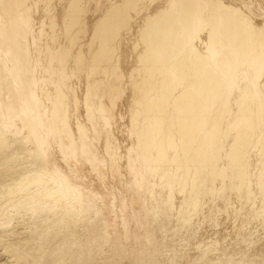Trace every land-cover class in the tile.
<instances>
[{
	"label": "bare ground",
	"instance_id": "6f19581e",
	"mask_svg": "<svg viewBox=\"0 0 264 264\" xmlns=\"http://www.w3.org/2000/svg\"><path fill=\"white\" fill-rule=\"evenodd\" d=\"M261 1H264V0H261ZM93 2H95V1L94 0H0V256L3 258V262L2 263L0 262V264H264V188L258 187V188H255L253 190L251 189L252 192L251 191L250 192L253 194H251V196H250L251 198H250L247 195L248 194L247 191H246L247 194L245 193L246 187H244L245 183L247 182L246 179L248 178V175H250L247 171L248 169L246 170V166L249 163L247 161L248 159L246 160V156H245V153H247L246 151H248L247 148L250 147L249 142L252 140V143L251 142L250 143L252 145L254 144L256 149H257V151H255V152L258 154V156L257 155H255V156L259 157L260 154H262V152L264 151L263 150L264 146H262V143L264 145V142H263V140H264V123L260 124L259 121L261 119L260 120L258 119V118H260L259 117L260 115H262V114L264 115V57L262 55V58H261V56H260L261 54H260L259 56H260L261 60L260 59L258 60L255 57H253L255 59H253V58L251 59L252 56L249 59L247 57V54L249 55L251 52L248 53L249 52V49L247 47L248 45H245V43L246 44L249 43V41L252 39V37L256 34V31L259 32V35H261V37L263 38L262 34H264V20L261 19L262 16L259 19H257L255 17L256 18L255 19L252 15L254 13L251 14V12H249L251 8H248V7H251V6L245 5L248 3V2L246 3V0L245 1L244 0H209V1L208 0H170L169 1V3H170L169 7L167 6L168 8H166V11L164 9V12H167V13L161 12L157 15L153 14L154 16H152V17H154L155 19L158 17V19H159V21H158L159 23L157 22L158 24H154V21L151 19L152 18L151 15H150V17H148V19H146V22L149 23L148 25L146 24L147 25L146 30H148L149 28H150V31L152 29L155 30L154 32H152L153 30L151 31L152 33H154V34H152L151 38L149 37V39H146L143 44L142 43L139 44V42H141L143 40L144 35H142V33H141V38H138L140 35H138V36L136 35V37L134 38V40H136V41H134V42L137 43V45H134V43H133V45L135 46L134 48H132V46H133L131 44L132 40H131V42H128L132 45L130 47V49L132 48L130 51L132 52V50H134L138 56L141 54V52H143V53H145V51L150 52L147 49H150V50L153 49L152 54H154L157 52V49L159 50V48H158L159 43H157L158 42L157 39L164 37L163 33H167V34H171L174 37L171 36L172 39L170 38L171 39V40L169 39L170 41H167V40L165 41V39H164V46L167 47L166 45L169 46V44H172V46L174 47V50L180 52V50L182 49V44L184 42L183 41L184 37H186V38L191 37V33L193 32L194 22L202 24L203 22L201 19H205L204 20L205 25L202 24V26H204V28L206 26H208V28L207 27L205 28L208 31L206 33L207 35L205 33L203 34L201 32L203 35L199 36V38H201L200 40H202L204 38L205 43H207V44L210 41L212 43L216 42V44H218V45L215 47L219 46V48H221V50H222V48H225V47L228 48V50H229L228 53H230V55H231V56H229V58L233 57L236 54L235 55L236 61H234L231 58L233 62L231 64L229 62L230 70H236L240 75L244 76L243 79H246V81L244 80L246 83L240 85L241 89L254 88V89H256L257 94H258V95L256 94L257 96L255 97V100L253 101V103H250L245 107L243 106V108L241 106L242 112H240L239 114H238V111L233 112L234 114H237L239 116V117L237 116V120H241V121L243 120L244 121L245 119H248V117L252 118V125H253L252 127L253 128H252V130L248 129L249 131L252 132V134H250L251 132L246 134L243 132L244 131L243 130L238 135L237 134L234 135V134H230L228 130H227L228 132L224 131V128L222 129L221 128L222 126H220V125H222L221 122L224 121V119H222V118L225 116V113L227 112V110L225 111V109H230L231 111L236 109V107H234L233 104H231L229 101L227 102L228 96H231L234 100L236 99L235 96L233 95L234 93L232 94V92L229 90V87H228V84H229L228 82H231L232 75H228L227 79L224 77V79L227 80L226 81L227 84L225 83L226 85L223 88L221 87L223 85L220 86L221 93L219 94V96L217 94V97L213 96L211 99L208 97L209 101L207 102L208 99H206L205 104L202 103V99H200V98H199L200 99L199 101H196L197 99H195V101L192 102V109H193L192 112H194V115L192 114L191 118L192 117L193 118L190 119V121H189L192 124L187 122L188 121L187 117H189L190 115L189 116L184 115L185 116L184 118L177 120V121H180L178 123L176 121H174V123L177 127L182 128L181 136L183 139V143H184V141H187V139H188V141L190 140L188 138V136H190L189 134L191 133V131H193L192 127H194V125L197 126L196 131L198 132V135L196 138L194 137L196 139V141L193 140V141H195V146H196V144L199 143L198 146L196 147L197 148L196 151L200 152L203 149L204 152L208 151L207 154L208 153L211 154V155H208L211 157V159L209 157H207L208 158L207 160H209L208 164H207V162L204 161L206 163V165H208V169H207V167L203 168L201 166L202 171H201V168L200 169L198 168V170H200L199 174L201 173L200 175H202V174L208 175L207 180L210 179V181L212 180L214 182V184H215L214 188L215 189H217V187H218L217 186L218 181L221 179H224V184H223L224 186L221 187L220 190L222 191V189H223L224 190L223 193H228V197H229V193H233L230 196L234 198V201L231 200L232 203L229 206L226 204L228 206L226 210L227 211L229 210L231 213L228 211L229 215H227V217L225 219H223L224 217L220 218V220L218 218V222H217L219 225V226L217 225L218 229H216L217 226L215 228V227H212V225L211 226L208 225L212 221H214V219H212V218L208 219V218L211 217L210 214L212 212L209 214V211H211V210L212 211L216 210V212L212 213L213 215H218V214L221 215L223 209H225V207H226V205L223 203L222 200L218 201V202L212 201V198H213V196H212L211 201L214 202L215 204L212 203L213 207L208 205V207L210 206L211 210H209L207 212V214L205 211V214L207 216H206V218L204 216V218L206 220H203L202 216L200 215L201 219L203 220L202 223H204L202 229H200L198 227V225L201 224V223L198 224L199 222H201L200 221L201 219H198V218H196L197 223L193 222L194 223L193 224L191 222L192 224H189V222L191 221L190 220L188 222V224H186L187 223L186 221L189 220L188 218L191 219V218H193V215L195 216L194 210H193L194 209L193 205H195V204H193L192 201L197 200V199L191 200L190 202H188V204H185L184 203L185 201H184L183 202L184 205L182 204V206L180 205L181 206L180 208H176L177 211H179L178 209H180V211H179L180 214L174 213V215L178 214V219L176 220V224H174L173 226L171 225L172 226L171 227L172 232L170 231V233L168 234L169 237L165 238L164 245L162 244L160 251L158 250L159 254L154 255V252L157 249L154 251V249H150L151 246L147 247V245H150V241H151L149 238L150 235L148 236V233L150 230L154 229L158 224L159 225L162 224V226L166 225L168 223V221H167L168 215L167 216L162 215L160 217L158 216L159 218H157V216L154 215L153 209L158 210L161 206L160 207L158 206V208H153L154 207V204L152 202L153 200L150 201L149 198H148L149 200H146L147 198L145 199L146 196L148 197V195H145V193L147 191L146 190H145L146 192L144 191V188H145L144 186L147 185V183H148V181H147V183L145 184L146 178L148 177V172L145 170V174L147 172L146 178L143 175L144 173L140 174V176H139V173L137 171L138 167L127 164V166L129 165V169L128 170H127V168H126V170L124 169V171H126L125 180H127L126 181L127 183H125L124 182L125 180L122 179L120 177V175H119L120 178L117 176L119 173L116 175V173H115V171H116L115 167L116 166L113 165V163H112L113 160L110 161L109 159H107L108 156H106L102 162L100 157H103L104 155L102 156L100 153L99 154L97 153L98 155H100L99 158L102 162V164L98 165L97 164L98 160L97 161L95 160L97 158L94 155L96 153V151H92V150L97 149V148H95L96 146L93 147L92 145H91L92 147H90V144H89V143L92 144V142H94L95 140L89 141L88 143H86V141L83 140L82 134L84 132L82 131L83 132L82 133L80 130V128L83 127L82 126L83 124H81V122H80L81 121L80 117L82 115H80V117L78 119L76 118L77 120H75V121L71 119L72 123H70L69 126L67 125L68 127L65 126L66 123H61L58 121V119L55 120L57 118V115H56L57 112L56 111H58L57 108H58L59 100L66 99V97L68 96L67 93H70V91L68 92L67 88H65L64 86H62V87L60 86L61 88L59 89L58 93H56L58 95V98H60V99L58 100L57 95L55 94L54 96H56L55 97L56 99L51 100V98H53L54 96L52 95L53 97L50 98L48 96L47 92L50 91V84L52 82H54V80H50V77L48 78L49 79L48 81L45 79L46 77L44 78L45 80H40L41 77L40 78L36 77V75L34 74V73H36V70L38 71V69H39V72L40 71H42V72L46 71L48 76H49V73H50V75L52 74L50 71L51 69H52V71H54L53 68H51V69L49 68L50 70L48 69L49 70L48 71L46 69V66H47L46 64L48 63L49 67H50V63L53 64L55 59H56L57 55L55 56V54H54L55 50H53V49L56 46V42H54V41L56 40L57 37L61 38V40H63L62 42H65L66 40H68L67 43H69V46L63 52L64 55L60 56V57H64V58L66 57V59H67V57H68L67 54L71 53L70 49H73L72 42L74 40H76L78 37H80L81 39H83V37H84L83 35L80 36L79 32L77 33L76 32L77 30H76L75 31L76 33L74 32L76 34V37L75 38L73 37V40L69 39V35L71 34V33L69 34V30L72 27L74 28L76 25H78V27L80 26L79 24H81V22L84 21L81 17H83V18H84V16L87 17L86 14L87 15L89 14V9L91 8V5ZM107 2H108V5L110 3V6L113 9L110 7L111 11H109L108 13L103 12L106 15L104 14V16H103L104 18H102V20L98 23V25H95V27H93V29H92L93 34L90 32L92 35V37L90 38V40L92 39L91 43H92V41H94L93 45L90 47V49H88L89 47L87 46L88 48L86 49V50H89L91 53H93V55L99 54L102 57V59H104V60H105V57L109 58V56H107L106 51H107V49L110 50V48L106 49L107 45L109 44V47H113L115 44V43L110 44L114 38V35L117 34L119 32V30H120L119 33H121L124 25L127 28V25H129V22L132 20V18H134V14H139V12H143V10H141V9L146 6V3H148L147 0H113V2H112V0H110V1L102 0V2H101L102 4L100 6H102V5L104 6V4H106ZM158 2H159V0H158ZM160 2H162V0H160ZM153 3L156 4L157 0H150L149 5H151ZM203 4L206 7L209 6L210 9H212V8L214 9L215 6H218L219 14L215 13L218 16L212 17L211 12L208 11V13L210 12V15L212 18H210V20L207 17H206L207 20H206V18H203L199 14L200 9L202 7L205 8ZM257 5H258V3H257ZM158 6H160V5H158ZM261 7H263V5H261ZM143 9L146 10L145 8H143ZM151 9H153V7H151ZM158 9H159V7H158ZM161 9H162V7H161ZM207 9H209V8H207ZM263 9H264V7H263ZM107 11H108V7H107ZM213 11H215V9ZM254 11H255V9H254ZM216 12H217V9H216ZM206 15H203V16H206ZM97 16H95V18ZM223 16L226 17V20L228 18V20H227L228 22L226 21L227 22L226 25L222 24L221 18ZM101 17L102 16H100V19H101ZM88 19L90 20L92 18L89 17ZM150 20H152L153 22ZM94 22H96V20ZM198 25H200V24H198ZM221 25H223V27L225 26L224 30L226 31L225 34H227L226 38H227V42L229 41V44L226 42H224V43H226L228 45L223 44V40L225 39V37L223 36V34L220 33L219 28L221 27ZM83 26H85V25L83 24ZM196 26H197V24H196ZM200 26H198V27H200ZM76 28H77V26H76ZM87 28H88V26H87ZM126 28H124V29H126ZM80 30H81V28H80ZM37 31L41 32V33L43 32L46 34L45 38L47 37V39H46L47 42H46V40L44 41V42H46V51H45V48H43V45L40 46L41 44L38 43V40H37L38 33H36ZM126 32H128V31H126ZM126 32H124L125 35L129 33V32L128 33H126ZM254 32H255V34H254ZM83 33H86V31ZM90 33L87 32L86 34L90 35ZM196 33H197V31H196ZM72 34L70 36H74ZM122 34H123V31H122ZM147 34H149V32ZM195 34H192V35L196 36ZM198 34H199V32H198ZM257 35H258V33L255 36L257 37ZM39 36L42 37L41 35H39ZM117 36L119 39L120 34H118ZM165 36H166V34H165ZM40 37L38 39H40ZM67 37H68V39L65 40V38H67ZM241 37H242V39H241ZM256 37H254V38L256 39ZM84 39L87 40V38H84ZM137 39H140V40H137ZM195 39L196 38H194V39L192 38L193 43L192 42L191 43L193 45H194ZM243 39H244L243 45L246 46V49L245 50L243 49L244 51H241V49H238L237 46L239 45L238 44L239 41L241 42L240 44H242ZM43 40H44V38H43ZM120 40L121 39H119V42H120ZM122 40L124 41V39H122ZM162 40H163V38H162ZM252 40L254 42V39H252ZM262 40L263 39H261L260 41H262ZM80 41H79V43H81ZM88 41H89V38H88ZM123 41L120 42L121 44L120 43H118V44L122 46V43H124ZM125 41H127L126 38H125ZM159 41L161 42V40H159ZM195 42H196V40H195ZM58 43H57V45L59 46ZM60 43H61V41H60ZM91 43H89V44L87 43V44L91 45ZM202 43H203L204 47L209 45V44L208 45L204 44V41ZM262 43H264V42L262 41ZM262 43L260 42V44H262ZM78 44H76V45L78 46ZM82 44L83 43H81V47H82ZM85 44L86 43H84V45ZM71 45H72V47H71ZM154 45H155V47H154ZM183 45H185V43ZM256 45L257 44L255 43V46ZM77 46H76V48H78ZM213 46H211V47L214 48ZM258 46L260 47V45H258ZM258 46H257V49L259 48ZM81 47H80V49H82ZM83 47H85V46H83ZM115 47H113V48L115 49ZM165 47H164V49H165ZM240 47L243 48V46H241V45H240ZM262 47H263V45H262ZM76 48H74V49H76ZM113 48L111 50H114ZM185 48H186V46H185ZM128 49H129V47H128ZM194 49L196 50V47ZM251 49H254V47ZM98 50L100 52H98ZM103 50H104L105 55H106V56L104 55L105 57L103 56L104 53L102 54ZM111 50H110V52H111ZM162 50H160V53L164 52V51L161 52ZM193 50H191V52ZM218 50H217V52H218ZM255 50H254V52H255ZM261 50H262V48H261ZM261 50H260V53H263L264 50H262V51ZM38 51H39V53H38ZM80 51H78V52H80ZM196 51L198 52V49ZM40 52L43 55L36 56V55L40 54ZM43 52H46V54ZM166 52H164V54H166ZM81 53H82V51H81ZM84 53H85V50H84ZM108 53H109V51H108ZM176 53L177 52H175V54ZM225 53H227V51H225ZM255 53H257V52H255ZM112 54H110V55L112 56ZM148 54H151V52ZM171 54H172V51H171ZM186 54H188V53L182 54V56L178 60H176L175 62L172 60L176 59V57L173 59L171 57V59H172L171 61L173 62V63L172 62L171 63L175 67L174 68L175 71H178L179 74H181L180 72L183 73V74H181V78L183 75V77L187 80V82H189V81L193 82L195 78H193L192 80H189V79H191L193 77V74H195L197 71H199V69L197 68L198 67L197 66L196 68L198 70L194 73V66H193L192 62L190 61L191 62L190 64H192V66H188L190 64L186 65ZM194 54H195V51H194ZM197 54H200V53H197ZM216 54L214 56H216ZM220 54H222V53H220ZM87 55H88V53H87ZM93 55H91L90 58H92ZM134 55H136V54H134ZM72 56H74V55H72V53H71V55H69L70 59L72 58ZM95 56H94V58H95ZM131 56H132V54H131ZM151 56H154V55H151ZM165 56H163V57H165ZM173 56H176V55H173ZM196 56L198 57L199 55H196ZM202 56H204V55H202ZM96 57L98 58L99 56H96ZM101 57H99V58H101ZM140 57H141V55H140ZM88 58L86 60H88ZM142 58H143V56H142ZM142 58H140V59L141 60L145 59V57H144V59H142ZM209 58H210V56H209ZM75 59H76V57L74 58V61L72 60L74 62V63L72 62L73 64H71V62H70L67 64V66L62 68L63 72L65 71L66 74L68 73V74L75 75V73H74L75 70L79 69V67L76 68L79 64H77V63L75 64ZM189 59H190V57H189ZM196 59L197 58H195V60L194 59L193 60L196 62ZM62 60L63 59H61V62H62ZM109 60H112V59H108L107 62H109ZM137 60L138 59L136 58L135 61H137ZM141 60H140V62L138 61L140 63V67H139L140 69L142 68L141 67V62H142ZM168 60H170V59H168ZM206 60L207 59H204V61H206ZM214 60H216V58ZM217 60L219 61V60H221V58L220 59L218 58ZM83 61H84V59H83ZM101 61H103V60H101ZM113 61H114V59H113ZM161 61H162V59H161ZM208 61H210V59ZM145 62L146 61H144V64H145ZM91 63H93V62H91ZM106 63L105 64L103 63V64L106 66ZM159 63H160V61H159ZM167 63H168V61H167ZM204 63L205 62H203V64ZM214 63H216V62H214ZM93 64H91L90 65L91 67H89L91 70H93L92 69V67L94 66ZM103 64H102V66H99V67H98V64L96 66H94V69L96 71L94 70L91 73H89L90 78L88 76V79H86L87 84H88V82L92 83V85L91 84L90 85L93 87L94 90L91 89V91H95V92H90V93L93 94V95H91L93 97L94 96L97 97L100 92L102 94L104 92L102 90L101 82H98V80L102 81L104 78H102L103 77L102 74L100 75L102 80L100 79L99 75H96V72L97 73L98 72L103 73V71H107L108 67L107 68L104 67V69H102ZM42 65H44V66L42 67ZM84 65H82V66H84ZM213 65H215V64H213ZM216 65H215V67H217ZM227 65H228V62H227ZM227 65H226V67H227ZM80 66H81V61H80ZM107 66H110V65L107 64ZM142 66H144V65H142ZM170 66L171 65H169V67ZM199 66H200L199 68L201 70V65H199ZM205 66H206V64H205ZM205 66L203 67L204 69H205ZM112 67L113 66L111 65V68ZM164 67L166 68V66H164ZM218 67H219V64H218ZM224 67H225V65H224ZM121 69H122V67H121ZM142 69L144 70V67ZM166 69H164V71ZM169 69H167V70H169ZM207 69H209V68H207ZM207 69H206V71H207ZM218 69L220 70V68H218ZM143 70H141V71H143ZM219 70H216V71L219 72ZM224 70H226V69H224ZM141 71H139L138 73L143 74L144 72H141ZM164 71L163 72L161 71V73L164 74ZM208 71H210V70H208ZM221 71L223 72V70H221ZM79 72H80V70L78 71V73ZM210 72H211V74H213L212 70ZM227 72H224V73H227ZM100 73H98V74H100ZM138 73H137V75H138ZM202 73H204V72L202 71ZM40 74L42 76V73H40ZM86 74H88V73L86 72ZM86 74L84 77H86ZM103 74H105V73H103ZM109 74L110 73H108V75ZM120 74H121V72H120ZM167 74H169V73L167 72ZM176 74H177V72H176ZM206 74H207V72H206ZM227 74H230V73H227ZM161 75H159V77ZM169 75H168V78H169ZM198 75H200V72L198 73ZM38 76H39V73H38ZM54 76H55V74H54ZM67 76H69V75H67ZM98 76H99V78H98ZM123 76H125V75L123 74ZM164 76H166V75H164ZM200 76H202V78H200V79L198 78L199 81L201 79H202L201 82L204 81L203 75H200ZM200 76H198V77H200ZM84 77L82 79H79V80L77 78V80L75 79L76 82H74L73 84L71 83L73 85L74 90L76 87L77 88L82 87L81 90L78 88V90H75L76 92H74V94L77 92H81V94H80L81 97L78 98V100L79 99L83 100L86 95L90 94V93L87 94V92H86V91H88L87 89L92 88L90 85L87 86V84L85 82H84V84H82V82L85 79ZM178 77H180V75ZM206 77L207 76H205V78ZM258 77H260V79L256 82L255 79ZM74 78L75 77H72L70 81H73L72 79H74ZM124 78H126V77H124ZM162 78L163 77H161L160 80H162ZM168 78H167V80H168ZM126 79H123V80H125V82H126L127 81ZM183 79H181L182 82H183ZM224 79H222V80H224ZM229 79H230V81H229ZM243 79H242V82H244ZM80 80H82V81H80ZM209 80H210V78H209ZM170 81L171 80L169 79L168 83H170ZM199 81L197 80V82H195V83H197L195 85L198 88V91L201 89L206 90V87H207L206 85H208L206 82V79L204 81V82H206V84L204 82H202L203 86L199 85L200 84ZM77 82H80L81 84L77 83ZM160 82H162V81H160ZM198 82H199V84H198ZM76 83H77V85L75 86ZM172 84L174 85L175 83H172ZM184 84H185V82H184ZM64 85H65V83H64ZM68 85H70V84H68ZM85 86H87V87L85 88ZM70 87H72V86H70ZM134 87H136V86H134ZM168 87H169V85H168ZM168 87H167V90H168ZM170 87L172 88V86H170ZM68 88H69V86H68ZM84 88H85V90H84ZM220 88H217V89H220ZM103 89H105V88H103ZM217 89H215V90H217ZM72 92H73V90L71 89V93ZM204 92H207V90ZM252 92H253V90H252ZM44 93L46 94V97H45ZM71 93H70V95H71ZM95 93H96V95H95ZM199 93H200V91H199ZM167 94H169V96H170L171 93L167 92ZM204 94H206V93H204ZM128 95H129V93H128ZM72 96H73V93H72ZM91 96H90V99L93 102L94 98ZM147 96H148V94H147ZM194 96H195V94H194ZM130 97L131 96H129L128 98H130ZM170 97H173V96H170ZM67 98H70V97L68 96ZM131 98L133 99V97H131ZM164 98H165V96H164ZM167 98H166V100H167ZM185 98H187V97H185ZM74 99H76V98L74 97ZM74 99H72V100H74ZM47 100L50 102L47 103ZM68 101L71 102V100H67V102ZM131 101H133V100H131ZM140 101H141V99H140ZM78 102H80V101H78ZM181 102H179V103H181ZM72 103H74V102H72ZM75 103H77V102H75ZM179 103H177V104H179ZM143 104H145V103H143V101H142L141 105L140 104L139 105L143 106ZM245 104H246V102H245ZM49 105H50V107H49ZM163 105H165V104H163ZM181 105H183V102ZM181 105L179 104L180 107H183ZM235 105H238V102ZM129 106H130V103H129ZM174 106H176V105H174ZM174 106L172 107L173 108L172 111L177 109ZM184 106H185V103H184ZM189 106L191 107V105H189ZM61 107H62V105H61ZM237 107H240V106H237ZM134 108H139V107H138V105L137 106L135 105ZM165 108L166 107H164L163 109H165ZM78 109H80V108H78ZM143 109H144V107H143ZM143 109H141V110H143ZM145 109H146V107H145ZM161 109H162V106H161ZM161 109L159 108V110H161ZM184 109H186V108L184 107ZM189 110H191V109L189 108ZM102 111L100 113H102ZM106 111H103V113ZM138 111H139V109H138ZM164 111L167 112L166 109ZM207 111L212 112V114H214V115L210 114V116H207V115H209V113ZM136 112H137V110H136ZM205 113H206V115H205ZM221 113L223 114L222 118H220ZM228 113L229 112H227V114ZM233 113H231V114H233ZM187 114H189V113H187ZM103 115H105V114H103ZM148 115H149V113H148ZM163 115L165 116V114H163ZM61 116L63 117L62 114H61ZM141 116H142V114L140 115V119H141ZM229 116H230V114H229ZM135 117H136V115H135ZM235 117H236V115H235ZM87 118H88V115H87ZM149 118H150V116H149ZM169 118H170V115H169ZM227 118L228 117L225 118L226 121H227ZM94 119L96 120V118H94ZM140 119H138V121H140ZM95 120H94V122L96 123L97 126L95 124H93V125L96 126L95 128H98V130L102 131L104 133V136L105 135L108 136L110 134L109 132L106 133V131L110 130V132H112L111 124H109V125L107 124L108 122L106 121L105 116H102L101 120L97 119L98 120V121L96 120L97 122ZM164 120H166V117ZM234 120H236V118ZM249 120H251V119H249ZM56 121H58V122L56 123ZM121 121H120V123H121ZM206 121H208L209 124H211L209 129L207 128L208 122L206 123ZM116 123H118V122H116ZM164 123L166 124L167 121H165ZM229 123H231V122L229 121ZM233 123H234V121H233ZM237 123H238V121H237ZM155 124H154V127H155ZM120 125L119 126L117 125V127H115V128H117V131L116 130L115 131L118 134H116V132H112V133H114V135L111 133L113 136L110 137L109 140H105V139L102 140L99 136L100 133H98L99 137L97 135L96 136L103 141L101 144L102 145L105 144L108 147L110 152L116 151V153H117V151L119 152L121 150L120 151V154H121V152H122L121 147L125 148L127 144L129 145V142H128V140H130L129 138H135L136 137V140H137V139H139L137 137H140L139 135L143 136V134H141V132H140V125L141 124H139V128H137L138 124H132V125L129 124V126L127 125V127H124V128L123 127L121 128ZM166 125L168 127V124H166ZM232 125L233 124H230L231 127H232ZM234 125H235V123H234ZM114 126H115V123H114ZM130 126H134V129H131ZM226 126H228V125H226ZM88 128H89V125H88ZM157 128H158V126H157ZM83 129H86V128L83 127ZM225 129H227V128H225ZM165 130H167V129H165ZM217 130H220V131H217ZM96 131H97V129H96ZM100 131H98V132H100ZM161 131L162 130H160V132ZM222 131L226 132L227 134L223 135ZM85 133H87V132H85ZM93 133L96 134L97 132L96 133L93 132ZM165 133L167 134V132H165ZM169 133H170V131H169ZM179 133H180V131L177 132L176 135H178ZM192 133H194V132H192ZM195 133L191 134V136L192 135L194 136ZM87 134H89V133H87ZM90 135H92V134L90 133ZM221 135H223L224 142L230 144L229 149L227 148L228 150H226V149L224 150L225 147L220 146V144L222 145V143L218 144V142L222 141V140H219V138L223 139V138H221L222 137ZM239 135H240V137L236 138ZM94 137H95V135H94ZM147 137L149 138V136H147ZM90 138H91V136H90ZM90 138L88 140H90ZM164 138H165V135H164ZM172 138H174V136ZM197 138H199V140ZM234 138H236V139H234ZM93 139H95V138H93ZM122 139H125V140L128 139L127 140L128 143L126 142L127 143L126 144L125 142L122 141ZM150 139L151 138H149V140ZM177 139H178V137H177ZM170 140H172V139H170ZM84 141H85V143H84ZM118 141L121 142L122 146L119 145L120 142L117 143ZM188 141H187V143H188ZM122 142L125 144H122ZM140 142L141 141H139V143ZM159 142H160V140H159ZM171 143H172V141L170 142V145H171ZM190 143H191V146L190 147L188 146V147L193 148L194 146H192V142H190ZM213 144H214V146H213ZM97 145H99V144L97 143ZM147 145L149 146L148 143H147ZM157 145H159V144H157ZM187 145H189V144H187ZM223 145H224V143H223ZM142 146H144V144ZM142 146H140V149L143 148ZM99 147H102V146H99ZM131 147H132V144H131ZM188 147H185V148H188ZM103 148H104V146H103ZM126 148H128V150L130 151L128 146ZM168 149H170V148H168ZM175 149H176V147H175ZM252 149L255 150L254 148H252ZM133 150L130 151V153L131 152L134 153ZM149 150L147 149V151H149ZM160 150H162V149H160ZM222 150H223V152H222ZM253 150H251V151H253ZM260 150H263V151L260 152ZM138 151L136 150V152H138ZM124 152H126V151H124ZM145 152H146V150H145ZM145 152H144V154H145ZM170 152H172V151H170ZM188 152H191V151H188ZM188 152H187V156L189 155ZM107 153H106V155H107ZM127 153L128 152H126V154ZM130 153H128V155H126V156L128 157L130 155ZM141 153H143V151ZM202 153L203 152H200V154L202 156L199 155V153H198V155L200 156V158L202 157L203 159H205L206 154L203 155ZM249 153H250V151H249ZM97 154H96V156H97ZM120 154H119V156H120ZM134 154H132V155H134ZM138 154H140V153H138ZM138 154L136 153V156ZM170 154H172V153H170ZM176 154H177V152H176ZM195 154L196 153H194L193 155L192 154H190V155L195 156ZM251 154H252V152H251ZM113 155L111 156L112 159H114ZM119 156H115L116 157L115 161H116L117 157H119ZM121 156L124 157L125 155L121 154ZM126 156H125V158H126ZM141 156H142V154H141ZM203 156H205V158ZM222 156H224L226 158L225 162H224L226 165L219 167V165H221V163H219V162H221L220 159L222 158ZM243 156L245 157V160L242 159V158H244ZM250 156L251 155H249V157ZM131 157H129V159H131ZM173 157H175V154H174V156H172V158ZM184 157H185V155H184ZM212 157H213V159H215V162H213V163L210 162L212 160ZM133 158L134 159H131L132 161L136 160V162L139 163V161H137L138 158L136 159L135 155ZM179 158H181V157H179ZM195 158H196V156H195ZM129 159H127V162ZM144 159H145V157H142V160H144ZM253 159H256V157ZM142 160H140V161L142 162ZM171 160H173V159H171ZM174 160H175V158H174ZM242 160H244V161L242 162ZM147 161L148 160H146V163L143 162V165L148 164L149 162H147ZM176 161H177V159H176ZM194 161H192V159H191V163L189 162L190 163L189 165L191 166V164H193L192 162H194ZM199 161L198 162L201 163V159ZM257 161H258V159H257ZM259 161H260V159H259ZM124 162H125V160H124ZM202 162H203V160H202ZM241 162H242V166L244 164L246 165L245 168H242L240 166ZM176 163H175V165L179 164V163H177V164ZM210 163H212V164L210 165ZM255 163L258 166H259V164H262V162L259 164L257 162H255ZM120 164L118 163V166L122 165V164L121 165ZM141 164L142 163L138 164L139 167ZM151 165L149 164L148 171H149ZM196 165L199 166L200 164H196ZM252 165H253V163H252ZM186 167L187 166H185L184 168H186ZM218 167L221 169L223 168V170L226 169V171L224 172V175H221L223 170L221 172V169L218 170ZM240 167H241V169H239ZM262 167H263V165H262ZM122 168H123V166H122ZM142 169H140V170H142ZM144 169H147L146 166ZM153 169L155 170V168H153ZM189 169L187 170V172L189 171ZM250 169H251V167H250ZM256 169H257V167H256ZM154 170H152V171H154ZM257 171H255V172H257ZM263 171H264V168L262 169V172L260 170V172L263 174V176H261L260 179H264ZM181 172H185V171L182 170ZM188 173H190V172H188ZM261 173H258V174L261 175ZM107 174H108V176L106 178H108L109 176L111 177L110 181L108 180L109 183H107V182L105 183L104 181H102V179H104V177ZM123 174H121V175H123ZM170 174L171 173L169 172V175ZM191 174L193 175L192 172H191ZM124 175H123V177H124ZM150 175H151V173H150ZM178 175H179V173H178ZM101 176L103 178H101ZM196 176H197V173H196ZM132 177L134 179H136L134 181V184L136 183V187L138 186V188H139L138 191L137 190L134 191L136 187L133 188L134 190L131 188L133 183L131 184V187L129 186L133 191L127 187L128 180L133 179ZM170 177L172 178V176H170ZM181 177H182V175H181ZM204 177L206 178V176H204ZM249 177L251 178V176H249ZM257 177L255 175L254 178L256 179ZM193 178H196V177H193ZM193 178H191V179L194 180V182L198 181V179H200L199 182L201 181V178L197 177L196 178L197 180H195ZM188 179L190 180V176ZM203 179H202V181H203ZM151 180H152V178H151ZM183 180H182V182H184ZM205 180L206 179H204V181ZM258 180H259V178H258ZM102 182H104V183L102 184ZM186 182L189 183L187 180H186ZM176 183H178V182H176ZM187 183H186V185H187ZM207 183H209V181ZM210 183H212V182H210ZM260 183H259V185H260ZM262 183H264V180ZM150 184L148 185L149 187H150ZM180 184H181V182H180ZM204 184L206 186V183H204ZM155 185H156V183H155ZM247 185H250V183ZM163 186H164V184H163ZM177 186H179V184H177L176 187ZM180 186H179V188H180ZM192 186L193 185L191 184L190 187H192ZM221 186H222V184H221ZM190 187H188V188H190ZM186 188H187V186H186ZM212 188H213V186L211 187V189ZM242 188H245V190H243ZM248 188H251V187L248 186ZM146 189H148V188H146ZM152 189H154V188H152ZM167 189H168V187L165 190H167ZM182 189H185V187ZM197 189H198V187H197ZM211 189H209V193L213 191ZM215 189H214V191H215ZM150 190H151V188H150ZM178 190L179 189L177 188V191ZM200 190H201V188H200ZM217 190L219 191V189H217ZM196 191L197 190H195V192ZM202 191H203V189H202ZM221 191H219V192H221ZM156 192H157V190H156ZM156 192H154V193L156 194ZM187 192H188V190H187ZM191 192H192V189H191ZM195 192H193V193H195ZM219 192H217V194ZM248 192H249V190H248ZM150 193H152V192H150ZM197 193H198V191H197ZM165 194H166V192L163 193V197L165 196ZM167 194H169V193H167ZM172 194L170 193L169 196H171ZM188 194H190V192ZM207 194H206V196H207ZM211 194L212 193H210V195ZM217 194H215V195L218 196ZM184 195H186V194H184ZM195 195H196V193H195ZM204 195H205L204 193L203 194L200 193L199 199H201V198L204 199ZM157 196H156V198H157ZM169 196L167 198L169 200H171V198H169ZM226 196H227V194H226ZM160 197H161V195L159 196V199H161ZM184 197H186V196H184ZM191 197H192V195H191ZM220 197H221V195L218 197L217 200H219ZM193 198H194V196H193ZM225 198H224V201H225ZM185 200H187V199H185ZM207 200H208V198H207ZM228 200L226 199V201H228ZM208 201H210V198ZM170 203L172 204V201ZM194 203H195V201H194ZM197 203H199V202H197ZM204 203H206V201H204ZM208 204H210V203H208ZM201 205H198V207L200 206V208H201ZM186 206H188V207L185 208ZM191 206H193V207H191ZM202 206L206 207L207 204H206V206L205 205H202ZM190 207H191V209H190ZM112 208H113V210L111 211ZM173 208L171 207L170 209L172 210ZM182 208H185V210ZM207 208H205V209H207ZM170 209H169V212H170ZM173 211H175V210H173ZM173 211H172V214H173ZM199 211H200V209H199ZM202 211H203V209H202ZM111 212H113V213L117 212L118 213V214L117 213L116 214L119 217V219H118V221H120L119 223H117L118 221L114 220V218L112 217L113 215H111L113 213H111ZM155 212H157V211H155ZM226 212H223V213L228 214ZM184 213L187 215H184ZM158 214L159 213H157V215ZM169 214H171V212ZM174 215H172V216H174ZM115 216L116 215H114V217ZM200 216H199V218H200ZM213 217L215 218V216H213ZM185 218H187L186 221H185ZM260 218H262V223L257 225L256 221L258 219L260 220ZM156 219H158V220H156ZM178 220L184 221L185 223L179 222ZM216 220H217V218H216ZM206 223H208V224H206ZM246 226H247V228L245 229ZM165 227H163V229ZM167 229H165L166 231H163V232L168 233ZM161 232H162V230H161ZM226 233H227V236L229 235L227 239H225V237H224L226 235ZM222 234L223 235L225 234L223 236L224 237L223 239L221 237ZM79 236L82 237L81 241L76 240L77 237H79ZM210 236H213L216 239L218 237L219 238L218 240H220V242H218V244L216 245V246H218L216 249H213L212 241H211V239H208V237H210ZM160 237H162V236H160ZM216 239H214V240H216ZM157 240H158V238H157ZM151 244H152V242H151ZM157 244H159V243H157ZM159 246H160V244H159ZM184 247H185V249H184ZM151 251H154V252L152 253Z\"/></svg>",
	"mask_w": 264,
	"mask_h": 264
},
{
	"label": "rangeland",
	"instance_id": "374dc122",
	"mask_svg": "<svg viewBox=\"0 0 264 264\" xmlns=\"http://www.w3.org/2000/svg\"><path fill=\"white\" fill-rule=\"evenodd\" d=\"M95 2H93L92 3V5H91V8L89 9V14L87 15L86 14V16L87 17H85L84 16V18L83 17H81L80 19L83 21V22H81V24H79L80 26L78 27V25H76L77 26V28H76V26L73 28H71L70 30L72 31H70L69 30V34L71 33H73L72 35H74V36H70L69 35V39H72L73 40V37L75 38L76 37V32L78 33L79 32V34H80V36H84L83 37V39H81L80 37H78L76 40H74L73 42H72V44H73V49H70V52L72 53V55H74V56H72V58L70 59V57H69V55H71V53H69V54H67L68 55V57H67V59H66V57L64 58V57H60V56H62V55H64L63 54V52L65 51V49L69 46V43H67L68 42V40H66V39H68V37L67 38H65V42H62L63 40H61V38H59V37H57L56 38V40L54 41V42H56V48L54 47V49L53 50H55V56H56V59H55V61H54V63L53 64H51L50 63V67H49V64L47 63L46 65V69L48 70L49 68L51 69V68H53V70L55 71H52V69L50 70L51 71V75H50V73H49V76L47 75V73H46V71H40L39 72V69H38V71L36 70V73H34L35 75H36V77H41L40 78V80H49L48 78L50 77V80H54V82H52L51 84H50V91H48L47 92V94H48V96L51 98V97H53L56 93H58V91H59V89L62 87V86H64L65 88H67L68 89V92L70 91V93H71V89L73 90V96H72V93H71V95H70V93H67L68 94V96L71 98H67L66 97V99L67 100H71V102L70 101H68L67 102V100L66 99H62V100H59L60 98H58V95H57V98H58V100H59V103H58V108H57V110L58 111H56L57 113H56V115H57V118L55 119V120H57L58 119V121L59 122H61V123H66L65 124V126L66 127H68L69 126V124L70 123H72V121H71V119L72 120H77L79 117H80V115H82L80 118V122H81V124H83L82 126L84 127V128H86V129H83V127H81L80 128V130H81V132L83 133L82 134V136H83V140H85L86 141V143H88L89 141H94V142H92V144L91 143H89L90 144V147H95V148H97V149H94V150H92V151H96V153L94 154L95 155V157L97 158V159H95L96 161H97V164L98 165H100V164H102V162H103V160L105 159V157L106 156H108L107 157V159H109L110 161H112V163H113V165L114 166H116L115 168H116V171H115V173H116V175L119 177V175H120V177L122 178V179H124L125 180V177H126V171H124V169L126 170V168H127V170L129 169V165L127 166V164H130V165H132V166H137L138 167V169L140 168V169H142L143 167L145 168V166H146V168L147 169H142V170H138L137 169V171H138V173H139V176H140V174H143L144 176H145V178L147 177V172H148V177L146 178V181H145V184L147 183V181H148V183L150 184V187L148 186L149 184L147 183V185H145L144 187V191L146 192L145 193V195H148V197L146 196L145 197V199L146 200H149L150 199V201H152L153 202V204H154V207L153 208H158V206L161 208H159L158 210L160 211H158L157 209L155 210V209H153V212H154V215L155 216H157V218H159L160 216H162V215H165V216H167L168 215V219H167V221H168V223L166 224V225H163L162 226V224L161 225H157L154 229H152V230H150L149 231V233H148V236H149V238H150V245H147V247L149 246H151L150 247V249H154V251H151L152 253L154 252V255H157V254H159V251H160V249H161V245L163 244L164 245V240H165V238H167V237H169V233H170V231L172 232V226L174 225V224H176V220L178 219V214H180V209H178L179 211H177V209L176 208H180L181 206H182V204H183V202L185 203V204H188V202H190L191 200H193V199H197V200H193L192 202H193V204H195V205H193L194 206V214H195V216L193 215V218H188L189 220H187L186 221V219L187 218H185V221L187 222L186 224H188V222H189V224H192L193 222L195 223H197V220H196V218H198V219H201V216H202V219L203 220H206L205 218H206V214H207V212L209 211V210H211V208H210V206L211 207H213V204L212 203H214V202H212V201H223V203L226 205H231V203H232V201H234V198L233 197H231L230 195H232L233 193H229V197H228V193H223V189H222V191L220 190L221 189V187H223L224 185V179H221V180H219L218 181V184H217V189H219V191H221V192H219L217 189H215L214 188V182L211 180L210 181V179H208L207 180V176L208 175H204V174H202V175H200L199 174V172H200V170H198V168L200 169L201 168V171H202V167L203 168H206L207 167V169H208V165H206V163L205 162H207V164H208V161L209 160H207L208 158L207 157H209L210 159H211V157L210 156H208V155H211L210 153H208L207 154V152L208 151H206V152H204L203 151V149H202V151H200V152H203L202 154L203 155H205L206 156V158H205V156H203L205 159H203L202 157L200 158V156L199 155H201L200 154V152H197L196 151V147L198 146V144H196V146H195V141H196V137H197V135H198V132L196 131L197 130V126L196 125H194V127H192V130L193 131H191V133L189 134L190 136H188V138L191 140H189L190 142H192V146H194L192 149L191 148H189L190 146H191V143L188 141V139H187V141H188V143H187V141H184V143H183V139H182V136H181V132H182V128H179V127H177L176 125H175V123H174V121H176L177 123L178 122H180V121H177L178 119H181V118H184L185 116L184 115H187V116H189V117H187V119H188V123H190L189 121H190V119H192L191 118V116H192V114L194 115V112H192L193 111V109H192V102L193 101H195V99H197L196 101H199L200 99H202V103H206V99H208V97L211 99L213 96L214 97H217V94H218V96H219V94L221 93V88H220V86L221 85H223V86H221L222 88L227 84L226 83V81L227 80H225L224 79V77L227 79L228 78V75H232V79H231V82H228L229 84H228V87H229V90L232 92V94L235 96V100L231 97V96H228V99H227V102L229 101L231 104H233L234 105V107H236V109L235 110H233V111H231L230 109H225V111L227 110V112H229L228 114H227V112L225 113V116L222 118V116H223V114L221 113V115H220V118H222V119H224V121L223 122H221L222 123V125H220V126H222L221 128L223 129L224 128V131H229V133L230 134H234V135H238L240 132H242L243 130V132L244 133H250L251 131H249L248 129H250V130H252V118L251 117H248V119H245L244 121L242 120H237V114H234L233 112H236V111H238V114L240 113V112H242V109H241V106H242V108H243V106L245 107V106H247L248 104H250V103H253V101L255 100V97L258 95L257 94V91H256V89H254V88H248V89H241V87H240V85H242V84H244V83H246L245 81H246V79H243L244 78V76L243 75H240L236 70H230V67H229V65L233 62L232 61V59L234 60V61H236V59H235V55L233 56V57H230L229 58V56H231L230 55V53H228V48H222V50H221V48H219V46L218 47H215V46H217L218 44H216V42H214V43H212L211 41V43L210 42H208V44L207 43H205V40H204V38L202 39L203 41H204V44H206V45H208V46H205L204 47V45H203V41L202 40H200L201 38H199V36H201V35H203L204 33L206 34L207 33V29H205L206 27L208 28V26H206L205 28H204V26H202V24H204V20L205 19H201L202 20V24L201 23H195L194 22V27H193V32L191 33V37H188V38H186V37H184V39H183V44L185 43V45H183L182 44V49L180 50V52H178V51H176V50H174V47L172 46V44H169V46L168 45H166L167 47H165L164 46V39H165V41L167 40V41H170L171 39H172V37H174V36H172L171 34H167V33H163V35H164V37H161V38H159V39H157L158 40V42L157 43H159L158 44V48H159V50L157 49V52L156 53H154V54H152L153 53V49L152 50H150V49H147V50H149L150 52H151V54H148V53H150V52H148V51H145V53H143V52H141V57H140V55L138 56L137 55V53L134 51V50H132V52L130 51L132 48H134L135 46L134 45H137V43H135L134 41H136V40H134V38L136 37V35L138 36V35H140L138 38H141V33H142V35H144V38H143V42L141 41V42H139V44H143L144 43V41L146 40V39H149V37L151 38V36H152V34H154V33H152V32H154L155 30H151L150 31V28L148 29V30H146V28H147V25L149 24V23H147L146 22V19H148V17H150V15H151V17L152 16H154V15H157V14H159V13H161V12H164V9H165V11H166V8H168L169 7V1L168 0H162V2H160V0H159V2H158V0H157V3L155 4V3H153V4H151V5H149V3H150V0H147V2L148 3H146V6L145 7H143V8H145L146 10H144L143 8L141 9V10H143V12H139V14H134V18H132V20L129 22V25H127V28H126V26L124 25V27H123V34H122V31H121V33H119L120 32V30H119V32L117 33V34H115L114 35V38H113V40L111 41V43L110 44H114V46L113 47H115V49L113 48V47H109V44L107 45V47H106V49L107 48H110V50L113 48L114 50H111V52H110V50L109 49H107V51H106V53H107V56H109V58L108 57H105L106 55H105V52H104V50H103V52H102V54H103V56L105 57V60L104 59H102V57L99 55V54H95L96 56H99V57H101V58H97L95 55H93V53H91L89 50H86L88 47V49H90V47L93 45V42L94 41H92V43H91V40H90V38L92 37V35H91V33H92V29H93V27H95V25H98V23L102 20V18H104L103 16H104V14L105 13H108L109 11H111L110 10V3H109V5H108V2L106 3V4H104V6L102 5V6H100L102 3V0H94ZM105 1H110V0H105ZM209 1V0H208ZM245 1V0H244ZM99 2V3H98ZM112 2H113V0H112ZM166 2V3H165ZM249 4H248V3ZM264 1H261V0H246V3L247 4H245L246 6H251V7H248V8H251L250 9V11L249 12H251V14L252 13H254V14H252L253 15V17L255 18H257V19H259L261 16H262V18L261 19H263L264 20V9H263V7H264V3H263ZM160 3V4H159ZM242 3V2H241ZM251 3V4H250ZM257 3H258V5H257ZM155 4V5H154ZM205 4V3H204ZM203 4V5H204ZM243 4V3H242ZM253 4V5H252ZM98 5V6H97ZM158 5H160V6H158ZM202 5V6H203ZM260 5V6H259ZM261 5H263V7H261ZM148 6V7H147ZM153 7V9H151V7ZM168 6V7H167ZM95 7V8H94ZM98 7V8H97ZM107 7H108V11H107ZM117 7V6H116ZM158 7H159V9H158ZM161 7H162V9H161ZM204 7L205 8H201L200 9V12H199V14L203 17V18H208L209 20H210V18H212V17H214V16H218V15H216V14H219V10H218V6H215L214 7V9H215V11H213L212 9H210V7L208 6V7H206L205 5H204ZM217 7V8H216ZM112 8V7H111ZM155 8V9H154ZM207 8H209V9H207ZM93 9V10H92ZM113 9V8H112ZM216 9H217V12H216ZM254 9H255V11H254ZM106 10V11H105ZM212 10V11H211ZM257 10V11H256ZM259 10V11H258ZM261 10V11H260ZM98 11V12H97ZM154 11V12H153ZM156 11V12H155ZM158 11V12H157ZM168 11V10H167ZM203 11V12H202ZM208 11H210L211 12V15H212V17H211V15H210V12L208 13ZM103 12H105V13H103ZM207 14H205V13ZM97 13V14H96ZM103 13V14H102ZM143 13V14H142ZM156 13V14H155ZM164 13H167V12H164ZM202 13V14H201ZM204 13V14H203ZM216 13V14H215ZM259 13V14H258ZM154 14V15H153ZM215 14V15H214ZM92 15V16H91ZM98 15V16H97ZM106 15V14H105ZM141 15V16H140ZM203 15H206V16H203ZM259 15V16H258ZM95 16H97L96 18H95ZM100 16H102L101 17V19H100ZM89 17H91L94 21L96 20V22H94L92 19H88ZM136 17V18H135ZM207 18H206V20H207ZM225 18V19H224ZM255 18V19H256ZM87 19V20H86ZM145 19V20H144ZM153 21H154V24H158L159 22V19H158V17L155 19L154 17H152L151 18ZM222 19V24L223 25H226L227 24V20H228V18H227V20H226V17H222L221 18ZM224 19V20H223ZM134 20V21H133ZM152 20H150V21H152ZM157 20V21H156ZM208 20V21H209ZM90 21V22H89ZM93 21V22H92ZM98 21V22H97ZM152 21V22H153ZM156 21V22H155ZM227 21V22H226ZM143 22V23H142ZM158 22V23H157ZM226 22V23H225ZM83 24L86 26H83ZM87 24V25H86ZM145 24V25H144ZM147 24V25H146ZM196 24H197V26H196ZM198 24H200V25H198ZM91 25V26H90ZM94 25V26H93ZM143 25V26H142ZM205 25V24H204ZM223 25H221V27L219 28V30H220V33L221 34H223V36L225 37V41L223 40V44H226V43H228L229 44V41L227 42V34H225L226 33V31L224 30L225 29V26L223 27ZM87 26H88V28H87ZM139 26V27H138ZM198 26H200V27H198ZM85 27V28H84ZM129 27V28H128ZM141 27V28H140ZM197 27V28H196ZM203 27V28H202ZM80 28H81V30H80ZM87 28V29H86ZM122 28V27H121ZM124 28H126V29H124ZM199 28V29H198ZM79 29V30H78ZM85 29V30H84ZM77 30V31H76ZM88 30V31H87ZM91 30V31H90ZM128 31V32H126V31ZM223 30V31H222ZM76 31V32H75ZM86 31V33L88 32V33H90V35H88V34H86V33H83V32H85ZM149 32V34H147L148 32ZM196 31H197V33H196ZM35 32V31H34ZM75 32V33H74ZM124 32H126V33H128V34H126L125 35V33ZM151 32V33H150ZM198 32H199V34H198ZM203 34H202V33ZM223 32V33H222ZM36 33H38V35H37V40H38V43L39 44H41L40 46H42L43 45V48H45V51H46V42H47V37L45 38V36H46V34L45 33H41V32H36ZM196 33V34H195ZM258 33V35H259V32H257L256 31V34ZM93 34V33H92ZM118 34H120V36H119V39H121L120 40V42L121 41H123L122 39H124V43H122V46L124 47H122L121 45H119L118 43H120L119 42V39H118ZM122 34V35H121ZM151 34V35H150ZM165 34H166V36L168 37H166L165 36ZM192 34H195L196 36H194V35H192ZM254 34H255V32H254ZM255 34V35H256ZM39 35H41L42 37H40ZM44 35V36H43ZM87 35V36H86ZM162 35V34H161ZM162 35V36H163ZM207 35V34H206ZM253 36L252 37V39H254V42L257 44L256 46H255V43L253 42V40L251 39L250 41H249V43H245V45H248L247 47H248V49H249V52L248 53H250L249 55L247 54V57L250 59V57H251V59L253 58V57H255L256 59H260L261 60V58H262V55H263V57H264V51H263V53H260V50H261V48H262V50H264L263 48H264V43H262V41L264 42V34H262L263 35V38L261 37V35H257V37L256 36ZM90 36V37H89ZM127 36V37H126ZM147 36V37H146ZM170 36V37H169ZM172 36V37H171ZM198 36V37H197ZM222 36V37H223ZM40 37V39H38ZM72 37V38H71ZM122 37V38H121ZM129 37V38H128ZM223 37V38H224ZM254 37H256V39L254 38ZM263 39L262 41H260L261 39ZM43 38H44V40H43ZM59 38V39H58ZM84 38H87V40L86 39H84ZM88 38H89V41H88ZM125 38H126V40L127 41H125ZM162 38H163V40H162ZM171 38V39H170ZM192 38L194 39V38H196L195 40H196V42H195V40H194V45L192 44L193 43V40H192ZM199 38V39H198ZM170 39V40H169ZM188 39V40H187ZM241 39H242V37H241ZM46 40V42H44ZM61 41V43H60V41ZM81 40V41H80ZM84 42H83V41ZM86 40V41H85ZM130 40V41H129ZM131 40H132V45H133V43H134V45L132 46L130 43H128V42H131ZM137 40H140V39H137ZM159 40H161V42L159 41ZM256 40V41H255ZM40 41V42H39ZM79 41L81 42V43H83L82 44V47H81V43H79ZM163 41V42H162ZM202 41V42H201ZM243 41H244V39L242 40V44H240L241 42L239 41V45L237 46L238 47V49H241V51H244L245 49H246V46H244L243 44ZM59 42V43H58ZM70 42V41H69ZM126 42V43H125ZM192 42V43H191ZM224 42H226V43H224ZM260 42L262 43V44H260ZM45 43V44H44ZM57 43L59 44V46L57 45ZM65 43V44H64ZM78 44V46L76 45V44ZM84 43H86L85 45H84ZM89 43H91V45H88ZM196 43V44H195ZM200 43V44H199ZM63 44V45H62ZM121 44V43H120ZM125 44V45H124ZM127 44V45H126ZM198 44V45H197ZM215 44V45H214ZM228 44H226V45H228ZM75 45V46H74ZM119 47H118V46ZM129 45V46H128ZM163 45V46H162ZM214 45V46H213ZM240 45L241 46H243V48H241L240 47ZM252 45V46H251ZM254 45V46H253ZM258 45H260V47L258 46ZM262 45H263V47H262ZM76 46L78 47V48H76ZM83 46H85V47H83ZM88 46V47H87ZM132 46V48L130 49V47ZM185 46H186V48H185ZM194 46V47H193ZM211 46H213L214 48H212ZM257 46L259 47L258 49H257ZM71 47H72V45H71ZM80 47L82 48V49H80ZM127 47V48H126ZM128 47H129V49H128ZM154 47H155V45H154ZM163 49H161V48ZM164 47H165V49H164ZM170 47V48H169ZM190 47V48H189ZM196 47V50L198 49V52L194 49ZM240 47V48H239ZM245 47V48H244ZM254 47V49H251V48H253ZM74 48H76V49H74ZM167 48V49H166ZM169 48V49H168ZM172 48V49H171ZM192 48V49H191ZM60 49V50H59ZM85 50V53H84V50ZM190 49V50H189ZM194 49V50H193ZM214 49V50H213ZM216 49V50H215ZM219 49V50H218ZM244 49V50H243ZM257 51H256V50ZM74 50V51H73ZM82 51V53H81V51ZM129 50V51H128ZM144 50V49H143ZM160 50H162L161 52H166V54H164V52L163 53H160ZM169 50V51H168ZM191 50H193L192 52H191ZM202 50V51H201ZM217 50H218V52H217ZM254 50H255V52H257V53H255L254 52ZM261 50V51H262ZM78 51H80V52H78ZM108 51H109V53L110 54H112V56L108 53ZM123 51V52H122ZM126 51V52H125ZM135 53H134V52ZM171 51H172V54H171ZM189 51V52H188ZM194 51H195V54L196 55H199L198 57L194 54ZM214 51V52H213ZM225 51H227V53L229 54H227V53H225ZM253 51V52H252ZM74 52V53H73ZM90 52V53H89ZM98 52H100L99 50H98ZM148 52V53H147ZM175 52H177L176 54H175ZM188 53V54H186V65L187 64H190L191 62H192V64H193V66H194V73L199 69V71H197L195 74H193V77L191 78V79H189V80H192L193 78H195L194 79V83L192 82H190L189 80V82H187V80L183 77V75H182V78H181V74H183L182 72H180L181 74H179V72L178 71H175L174 70V66L172 65V61H176V60H178L181 56H182V54H184V53ZM202 52V53H201ZM222 53V54H220V53ZM224 52V53H223ZM38 53H39V51H38ZM37 53V54H38ZM43 53H45L46 54V52H43ZM77 53V54H76ZM84 53V54H83ZM87 53H88V55H87ZM170 53V54H169ZM174 53V54H173ZM197 53H200V54H197ZM211 53V54H210ZM217 53V54H216ZM235 53V52H234ZM253 53V54H252ZM259 53V54H258ZM131 54H132V56H131ZM134 54H136V55H134ZM168 54V55H167ZM204 55V56H202V55ZM216 54V56H214ZM258 54V55H257ZM261 54V55H260ZM39 55H43L41 52H40V54H38V55H36V56H39ZM66 55V54H65ZM91 55H93L92 56V58H90L91 57ZM124 55V56H123ZM130 55V56H129ZM147 55V56H146ZM151 55H154V56H151ZM166 55V56H165ZM173 55H176V56H173ZM188 55V56H187ZM201 55V56H200ZM210 56V58H209V56ZM212 55V56H211ZM218 55V56H217ZM261 56V58H260V56ZM80 56V57H79ZM94 56H95V58H94ZM120 56V57H119ZM123 56V57H122ZM136 56V57H135ZM142 56H143V58H142ZM149 56V57H148ZM163 56H165V57H163ZM196 56V57H195ZM258 56V57H257ZM60 57V58H59ZM76 57V59H75V64L77 63V64H79L76 68H78L79 67V69L77 70H75V75H73V74H66L65 73V71L63 72V69L62 68H64L65 66H67V64L68 63H70L71 62V64H73L74 62V58ZM89 57V58H88ZM111 57V58H110ZM144 57H145V59H144ZM162 57V58H161ZM171 57H172V59L173 58H175L176 57V59H171ZM188 57V58H187ZM189 57H190V59H189ZM206 57V58H205ZM214 57V58H213ZM220 59L221 58V60H217L218 58ZM79 58V59H78ZM82 58V59H81ZM88 58V60H86ZM118 58V59H117ZM120 58V59H119ZM135 58V59H134ZM136 58L138 59L137 61H135L136 60ZM140 58H142V59H144V60H141ZM157 58V59H156ZM195 58H197L196 59V62L194 61L195 60ZM202 58V59H201ZM216 58V60H214ZM232 58V59H231ZM247 58V59H248ZM255 58H253V59H255ZM61 59H63L62 60V62H61ZM70 59V60H69ZM81 59V60H80ZM83 59H84V61H83ZM108 59H112V60H109V62H107V60ZM113 59H114V61H113ZM152 59V60H151ZM161 59H162V61H161ZM168 59H170V60H168ZM194 59V60H193ZM201 59V60H200ZM204 59H207L206 61H204ZM210 59V61H208ZM213 59V60H212ZM231 59V60H230ZM73 60V61H72ZM87 62H86V61ZM91 60V61H90ZM100 60V61H99ZM101 60H103V61H101ZM140 60L142 61L141 62V67L143 68L144 67V70L141 68H139L140 67ZM150 60V61H149ZM156 60V61H155ZM172 60V61H171ZM193 60V61H192ZM80 61H81V66H80ZM118 61V62H117ZM132 61V62H131ZM139 61V62H138ZM144 61H146L145 62V64H144ZM149 61V62H148ZM159 61H160V63H159ZM167 61H168V63H167ZM191 61V62H190ZM205 62L204 64H203V62ZM216 62V63H214V62ZM66 62V63H65ZM73 62V63H72ZM90 62V63H89ZM91 62H93V63H91ZM99 62V63H98ZM107 62V63H106ZM111 62V63H110ZM162 62V63H161ZM172 62V63H171ZM194 62V63H193ZM198 62V63H197ZM202 62V63H201ZM219 62V63H218ZM227 62H228V65H227ZM229 62H230V64H229ZM64 63V64H63ZM83 63V64H82ZM101 63V64H100ZM106 63V66L104 65V64ZM138 63V64H137ZM143 63V64H142ZM147 63V64H146ZM197 63V64H196ZM85 64V65H84ZM91 64H93L94 66H96L97 64H98V67L99 66H102V64H103V67H102V69H104V67H108V69H107V71H103V73H105V74H103L102 72L100 73V72H98V73H100V74H98L97 72H96V75H101L102 74V78H104L103 80H102V78H101V76H100V79L102 80V81H99L98 80V82H101V84H102V90L104 91H102L103 92V94L100 92L99 94H98V96L96 97V96H91V95H93L92 93H90V92H95V91H91V89L92 90H94L93 89V87L91 86L92 85V83L90 82H88V84H87V80L86 79H88V76H89V78H90V74L89 73H91L92 71H94L95 69H94V66L92 67V69L93 70H91L89 67H91L90 65ZM107 64L108 65H110V66H107ZM116 64V65H115ZM118 64V65H117ZM137 64V65H136ZM192 64H190V65H188V66H192ZM195 64V65H194ZM205 64H206V66H205ZM213 64H217L216 66L218 67V64H219V67L218 68H220V70L217 68V67H215V65H213ZM56 65V66H55ZM60 65V66H59ZM82 65H84V66H82ZM87 65V66H86ZM111 65L113 66L112 68H111ZM128 65V66H127ZM142 65H144V66H142ZM157 65V66H156ZM164 68V69H169V70H165L164 71V69L161 67V66ZM169 65H171L170 67H169ZM199 65H201V70H200V66ZM210 65V66H209ZM224 65H225V67H224ZM226 65H227V67H226ZM44 65H42V67H43ZM155 66V67H154ZM164 66H166V68L164 67ZM173 66V67H172ZM198 66V67H197ZM205 66V69L203 68ZM40 67V66H39ZM41 67V68H42ZM83 67V68H82ZM121 67H122V69H121ZM138 67V68H137ZM169 67V68H168ZM198 69H197V68ZM105 68V69H106ZM126 68V69H125ZM196 68V69H195ZM207 68H209V69H207ZM217 68V69H216ZM45 69V70H46ZM57 69V70H56ZM89 69V70H88ZM138 71H137V70ZM140 69V70H139ZM204 69V70H203ZM206 69H207V71H206ZM224 69H226V70H224ZM228 69V70H227ZM48 70V71H49ZM80 70V72L78 73V71ZM88 70V71H87ZM91 70V71H90ZM125 70V71H124ZM141 70H143V71H141ZM208 70H212V73L213 74H211V72L210 71H208ZM216 70H219V72L218 71H216ZM221 70H223V72L221 71ZM96 71V70H95ZM101 71V70H100ZM127 71V72H126ZM139 71H141V72H144L143 74L142 73H138ZM161 71L163 72L164 71V74L163 73H161ZM202 71L204 72V73H202ZM207 72V74H206V72ZM214 71V72H213ZM228 71V72H227ZM35 72V71H34ZM58 72V73H57ZM86 72L89 74H86ZM120 72H121V74H120ZM123 72V73H122ZM167 72L170 74H167ZM176 72H177V74H176ZM200 72V75H203V80L205 81V79H206V82H207V84L208 85H206L207 87H206V90H207V92H204V91H206L205 89H201V90H199L200 91V93H199V91H198V88L196 87V85L195 84H197V83H195V82H197V80L199 81V79L200 78H202V76H200V75H198V73ZM210 72V73H209ZM218 72V73H217ZM224 72H227V73H230V74H227V73H224ZM38 73H39V76H38ZM40 73H42V76H41V74ZM57 73V74H56ZM108 73H110L109 75H108ZM137 73H138V75H137ZM161 75L160 77H159V75ZM224 73V74H223ZM54 74H55V76H54ZM60 74V75H59ZM63 74V75H62ZM79 74V75H78ZM85 74H86V77H84L85 76ZM123 74L125 75V76H123ZM127 74V75H126ZM157 74V75H156ZM180 75V77H178L179 75ZM209 74V75H208ZM213 76H211V75ZM224 76H223V75ZM227 74V75H226ZM45 75V76H44ZM67 75H71L72 77H75L74 79H72L73 81H70L71 80V78L69 77V76H67ZM94 75V74H93ZM95 75V76H96ZM114 75V76H113ZM164 75H166V76H164ZM168 75H169V78H168ZM174 77H173V76ZM178 75V76H177ZM200 76V77H198V76ZM226 75V76H225ZM234 75V76H233ZM262 75V74H261ZM67 76V77H66ZM85 78L84 79V81L82 82V84H84V82L87 84V86L88 85H90L92 88H89V89H87L88 91H86L87 92V94L88 93H90V94H88V95H86L85 96V98L81 101L80 99L78 100V98H80L81 96H80V94H81V92H77V93H75L74 94V92H76L75 90H78V88L81 90V88L82 87H76L75 88V90L73 89V83L74 82H76V80H77V78H78V80L79 79H82L83 77ZM99 76H98V78H99ZM106 76V77H105ZM123 78H122V77ZM140 76V77H139ZM205 76H207L206 78H205ZM215 76V77H214ZM221 76V77H220ZM46 77V78H45ZM124 77H126V78H124ZM158 77V78H157ZM161 77H163L162 78V80H160V78ZM212 77V78H211ZM262 77V76H261ZM45 78V79H44ZM69 80H68V79ZM140 78V79H139ZM167 78H168V80H167ZM172 78V79H171ZM184 78V79H183ZM199 78V79H198ZM209 78H210V80H209ZM215 78V79H214ZM240 78V79H239ZM76 79V80H75ZM119 79V80H118ZM123 79H126L127 81L125 82V80H123ZM169 79L171 80L170 81V83H168L169 82ZM181 79H183V82H182V80ZM197 79V80H196ZM222 79H224V80H222ZM242 79H243V81L244 82H242ZM260 79V77H258V78H256L255 79V81L257 82L258 80ZM67 80V81H66ZM135 82H134V81ZM137 80V81H136ZM185 80V81H184ZM196 80V81H195ZM202 80V79H201ZM201 80L199 81L200 82V84H199V82H198V84L200 85V86H203V84H202V82H204V81H202L201 82ZM216 80V81H215ZM63 81V82H62ZM65 81V82H64ZM80 81H82V80H80ZM147 81V82H146ZM160 81H162V82H160ZM225 81V82H224ZM229 81H230V79H229ZM160 82V83H159ZM175 83L174 85L172 84V83ZM184 82H185V84H184ZM206 82H204L205 84H206ZM220 82V83H219ZM58 83V84H57ZM63 83V84H62ZM64 83H65V85H64ZM72 83V84H71ZM77 83H80V82H77ZM77 83L75 84V86L77 85ZM136 83V84H135ZM226 83V84H225ZM53 84V85H52ZM68 84H70V85H68ZM81 84V83H80ZM157 84V85H156ZM177 84V85H176ZM211 84V85H210ZM217 84V85H216ZM59 85V86H58ZM69 86V88H68V86ZM120 85V86H119ZM151 85V86H150ZM168 85H169V87H168ZM61 86V87H60ZM70 86H72V87H70ZM87 86H85V88L87 87ZM134 86H136V87H134ZM150 86V87H149ZM170 86H172V88L170 87ZM175 86V87H174ZM177 86V87H176ZM184 86V87H183ZM195 86V87H194ZM132 87V88H131ZM167 87H168V90H167ZM193 87V88H192ZM85 88H84V90H85ZM103 88H105V89H103ZM149 88V89H148ZM186 88V89H185ZM217 88H220V89H217ZM232 88V89H231ZM138 89V90H137ZM145 89V90H144ZM151 89V90H150ZM215 89H217V90H215ZM53 90V91H52ZM79 90V91H80ZM119 90V91H118ZM130 90V91H129ZM134 90V91H133ZM148 90V91H147ZM171 92H170V91ZM204 90V91H203ZM220 90V91H219ZM252 90H253V92H252ZM174 91V92H173ZM129 93V95H128V93ZM156 92V93H155ZM167 92L168 93H171L170 94V96H173V97H170L169 96V94H167ZM215 92V93H214ZM256 92V93H255ZM114 93V94H113ZM117 93V94H116ZM121 93V94H120ZM136 93V94H135ZM152 93V94H151ZM187 93V94H186ZM202 93V94H201ZM204 93H206V94H204ZM211 93V94H210ZM215 95H214V94ZM241 93V94H240ZM45 94V93H44ZM124 94V95H123ZM143 94V95H142ZM147 94H148V96H147ZM194 94H195V96H194ZM255 94V95H254ZM257 94V95H256ZM53 95V96H52ZM77 95V96H76ZM95 95H96V93H95ZM145 95V96H144ZM178 95V96H177ZM201 95V96H200ZM242 95V96H241ZM90 96L91 97H93L94 98V100H93V102H92V100L90 99ZM129 96H131V97H133V99L131 98H128ZM152 96V97H151ZM164 96H165V98H164ZM168 98H167V97ZM237 96V97H236ZM45 97H46V94H45ZM56 96H54L53 98H51V100L52 99H56L55 98ZM74 97L76 98V99H74ZM147 97V98H146ZM185 97H187V98H185ZM195 97V98H194ZM106 98V99H105ZM116 100H115V99ZM145 98V99H144ZM166 98H167V100H166ZM171 98V99H170ZM194 98V99H193ZM200 98V99H199ZM72 99H74V100H72ZM96 99V100H95ZM103 99V100H102ZM122 99V100H121ZM130 99V100H129ZM140 99H141V101H140ZM150 101H149V100ZM157 99V100H156ZM163 99V100H162ZM253 99V100H252ZM77 100V101H76ZM91 100V101H90ZM107 100V101H106ZM115 100V101H114ZM131 100H133V101H131ZM146 100V101H145ZM170 100V101H169ZM183 102V105H181L182 104V102ZM232 100V101H231ZM61 101V102H60ZM78 101H80V102H78ZM98 101V102H97ZM126 101V102H125ZM138 101V102H137ZM140 101V102H139ZM143 101V103H145V104H143V106H140L141 105V102ZM209 101V99L207 100V102ZM50 101H48L47 100V103H49ZM72 102H74V103H72ZM75 102H77V103H75ZM91 102V103H90ZM130 103V106H129V103ZM137 104H136V103ZM166 102V103H165ZM172 102V103H171ZM179 102H181V103H179ZM190 102V103H189ZM238 102V105H235L236 103ZM245 102H246V104H245ZM140 105H139V104ZM165 104V105H163V104ZM171 103V104H170ZM177 103H179L181 106H183V107H180L179 106V104H177ZM184 103H185V106H184ZM235 103V104H234ZM100 104V105H99ZM114 104V105H113ZM176 105V106H174V105ZM244 104V105H243ZM61 105H62V107H61ZM78 105V106H77ZM81 105V106H80ZM128 105V106H127ZM135 105L137 106L138 105V107L139 108H134L135 107ZM146 105V106H145ZM170 105V106H169ZM189 105H191V107L189 106ZM99 106V107H98ZM148 106V107H147ZM160 106V107H159ZM161 106H162V109H161ZM175 107V108H177L176 110H173L172 111V107ZM178 106V107H177ZM237 106H240V107H237ZM49 107H50V105H49ZM72 107V108H71ZM143 107H144V109H143ZM145 107H146V109H145ZM161 109V110H159V108ZM164 107H166L165 109H166V111L167 112H165L164 110L165 109H163ZM171 107V108H170ZM180 107V108H179ZM184 107L187 109H184ZM74 108V109H73ZM78 108H80V109H78ZM94 108V109H93ZM104 108V109H103ZM118 108V109H117ZM131 108V109H130ZM158 108V109H157ZM174 108V109H175ZM189 108L191 109V110H189ZM138 109H139V111H138ZM141 109H143V110H141ZM149 109V110H148ZM180 109V110H179ZM241 111H240V110ZM64 110V111H63ZM93 112H92V111ZM103 110V111H106V112H104L103 113V111H102V113H100L101 111ZM110 110V111H109ZM136 110H137V112H136ZM151 110V111H150ZM184 110V111H183ZM98 111V112H97ZM142 111V112H141ZM156 111V112H155ZM171 113H170V112ZM181 111V112H180ZM190 111V112H189ZM63 112V113H62ZM140 112V113H139ZM165 112V113H164ZM208 113H209V115H207V116H210V114L211 115H214V114H212V112H209V111H207ZM65 113V114H64ZM82 113V114H81ZM96 113V114H95ZM98 113V114H97ZM109 113V114H108ZM114 113V114H113ZM148 113H149V115H148ZM187 113H189V114H187ZM231 113H233V114H231ZM61 114L63 115V117L61 116ZM103 114H105V115H103ZM112 114V115H111ZM142 114V116H141V119H140V115ZM151 114V115H150ZM163 114H165V116L163 115ZM167 114V115H166ZM174 114V115H173ZM229 114H230V116H229ZM77 115V116H76ZM87 115H88V118H87ZM102 116H105L106 117V121L108 122H106L108 125L109 124H111V127H112V132H116L117 131V128H115V127H117V125L119 126L120 124V126H121V128L123 127H127V125L129 126V124L130 125H132V124H138L137 125V128H139V124H141L140 125V132H141V134H143V136H141V135H139L140 137H137V138H139V139H137L136 140V137L135 138H129L130 140H128V142H129V145L127 144L128 142H127V140H125V139H122V141L123 142H127L126 144V147L128 146L129 147V149H130V151H132L133 149V152L135 153H130V151L128 150V148H122L121 147V149H122V152H121V154L122 155H128V153H130V155L127 157L126 156V158L127 159H129V157H131V159H134L133 157H134V155H135V158L137 159V161H139V163L138 162H136V160H134V161H132L131 159H129L128 160V162H127V159L125 158V156L123 157V156H121V154H120V151L118 152L117 151V153H116V151L114 152H110L109 151V149H108V147L104 144V145H102L101 143L103 142L102 140L103 139H105V140H109V138L110 137H112L113 135H114V133H112V132H110V130L109 131H106V133L107 132H109L108 134V136L107 135H105L104 136V133L102 132V131H100V130H98V128H95L97 125H96V123L94 122V118H96V120L98 119V120H101V117ZM108 115V116H107ZM135 115H136V117H135ZM169 115H170V118H169ZM205 115H206V113H205ZM233 115V116H232ZM235 115H236V117H235ZM76 116V117H75ZM119 116V117H118ZM138 116V117H137ZM149 116H150V118H149ZM183 116V117H182ZM165 119V117H166V120H164L163 118ZM226 117H228L227 118V121H226ZM234 117V118H233ZM239 117V116H238ZM260 118H258L260 121V124L261 123H264V115L262 114V115H260L259 116ZM62 118V119H61ZM64 118V119H63ZM77 118V119H76ZM132 118V119H131ZM169 118V119H168ZM232 118V119H231ZM236 118V120L238 121V123H237V121L236 120H234ZM263 118V119H262ZM89 119V120H88ZM108 119V120H107ZM114 119V120H113ZM116 119V120H115ZM131 119V120H130ZM136 119V120H135ZM138 119H140V121H138ZM146 119V120H145ZM157 119V120H156ZM160 119V120H159ZM163 119V120H162ZM229 119V120H228ZM249 119H251V120H249ZM67 120V121H66ZM95 120V121H96ZM97 120V121H98ZM122 120V121H121ZM133 120V121H132ZM172 122H171V121ZM58 121H56V123L58 122ZM64 121V122H63ZM96 121V122H97ZM112 121V122H111ZM120 121H121V123H120ZM137 121V122H136ZM145 121V122H144ZM165 121H167V123L166 124H168V127H167V125L164 123ZM170 121V122H169ZM226 121V122H225ZM229 121L231 122V123H229ZM233 121H234V123H235V125H234V123H233ZM236 121V122H235ZM94 122V123H93ZM111 122V123H110ZM116 122H118V123H116ZM127 122V123H126ZM133 122V123H132ZM157 122V123H156ZM208 121H206V123H207ZM228 122V123H227ZM240 122V123H239ZM114 123H115V126H114ZM120 123V124H119ZM156 123V124H155ZM205 123V124H206ZM226 125H228V126H226ZM237 123V124H236ZM93 124H95V125H93ZM125 124V125H124ZM154 124H155V127H154ZM170 124V125H169ZM190 124H192V123H190ZM230 124H233L232 125V127L230 126ZM68 125V126H67ZM87 125V126H86ZM88 125H89V128H88ZM166 125V126H165ZM207 125H208V129H209V127H210V125L211 124H209V122L207 123ZM206 125V126H207ZM224 125V126H223ZM244 125V126H243ZM114 126V127H113ZM157 126H158V128H157ZM234 126V127H233ZM92 127V128H91ZM131 127V129H134V126H130ZM151 127V128H150ZM91 128V129H90ZM115 128V129H114ZM174 128V129H173ZM225 128H227V129H225ZM229 128V129H228ZM83 129V130H82ZM96 129H97V131H96ZM101 129V128H100ZM151 129V130H150ZM165 129H167V130H165ZM85 130V131H84ZM90 130V131H89ZM116 130V131H115ZM160 130H162L161 132H160ZM164 130V131H163ZM180 131V133L178 134V135H176L177 134V132H179ZM98 131H100V132H98ZM169 131H170V133H169ZM175 131V132H174ZM217 131H220V130H217ZM224 131H222L223 132V135H226L227 133L226 132H224ZM227 131V132H228ZM246 131V132H245ZM248 131V132H247ZM85 132H87V133H89V134H87V133H85ZM93 132H97L96 134H94ZM147 132V133H146ZM151 132V133H150ZM164 132V133H163ZM165 132H167V134L165 133ZM192 132H196L195 133V135L193 136H191V134H194V133H192ZM221 132V133H222ZM90 133L92 134V135H90ZM98 133H100L99 134V136H100V138L102 139H99L98 137ZM113 135H112V134ZM116 134H118L117 132H116ZM147 134V135H146ZM153 134V135H152ZM171 134V135H170ZM173 134V135H172ZM250 134H252V132L250 133ZM89 135V136H88ZM94 135H95V137H94ZM98 137H97V136ZM161 135V136H160ZM164 135H165V138H164ZM223 135H221L222 137L221 138H223ZM90 136H91V138H90ZM147 136H149V138H151L150 140H149V138L147 137ZM159 136V137H158ZM174 136V138H172ZM220 136V135H219ZM218 136V137H219ZM87 139H86V138ZM103 137V138H102ZM105 137V138H104ZM167 137V138H166ZM177 137H178V139H177ZM195 137V138H194ZM240 137V135L239 136H237L236 138H239ZM85 138V139H84ZM90 138V140H88ZM93 138H95V139H93ZM159 138V139H158ZM162 138V139H161ZM169 138V139H168ZM236 138H234V139H236ZM93 139V140H92ZM98 139V140H97ZM132 139V140H131ZM135 139V140H134ZM145 139V140H144ZM166 139V140H165ZM168 139V140H167ZM170 139H172V140H170ZM177 139V140H176ZM198 140H199V138H197ZM88 140V141H87ZM97 140V141H96ZM125 140V141H124ZM159 140H160V142H159ZM175 140V141H174ZM179 140V141H178ZM193 140H195V141H193ZM209 140V139H208ZM219 140H222V141H220V142H218V144L219 143H222V145L220 144V146H224L225 148H224V150L226 149V150H228L229 149V147H230V144L229 143H225L224 142V138L223 139H220L219 138ZM85 141H84V143H85ZM132 141V142H131ZM135 141V142H134ZM137 141V142H136ZM139 141H141L143 144H144V146H142L143 144L140 142L139 143ZM155 141V142H154ZM168 141V142H167ZM172 141V143H171V145H170V142ZM99 144V145H97V143ZM120 141H118L117 143H119ZM122 142V144H125V143H123ZM134 142V143H133ZM157 142V143H156ZM174 142V143H173ZM182 142V143H181ZM251 143H252V140L250 141ZM249 142V146L250 147H248L247 148V150L248 151H246L247 153H245V156H246V160L248 161V165L246 166L245 164L242 166V162L245 160V157L244 158H242V159H244V160H242V162H241V167L242 168H245V166H246V170L248 171V173L250 174V175H248V180L246 179V183H245V186L244 187H246V190H245V188H242L243 190H245V193H246V191H247V195H248V197H250L251 196V194H253V193H251L252 191H251V189L253 190V189H255V188H258V187H262V188H264L263 186H264V183H262L263 182V180L264 179H260L261 178V176H263V174L261 173L262 172V169L264 168V149L263 150H260V152L261 151H263L262 152V154H260V158L259 157H257L258 156V154L255 152V151H257V149H256V147H255V145L253 144H251ZM263 142H264V140H263ZM147 143L149 144V146L147 145ZM153 143V144H152ZM194 143V144H193ZM223 143H224V145H223ZM131 144H132V147H131ZM137 144V145H136ZM140 144V145H139ZM157 144H159V145H157ZM164 144V145H163ZM175 144V145H174ZM187 144H189V145H187ZM252 146H251V145ZM92 145V146H91ZM119 145L120 146H122L121 145V142L119 143ZM153 145V146H152ZM167 145V146H166ZM171 147H170V146ZM180 145V146H179ZM227 145V146H226ZM99 146H102V147H99ZM103 146H104V148L107 150H105L104 148H103ZM136 146V147H135ZM138 146V147H137ZM140 146H142L141 148L142 149H140ZM151 146V147H150ZM169 146V147H168ZM174 146V147H173ZM179 146V147H178ZM189 146V147H188ZM213 146H214V144H213ZM262 146H264L263 145V143H262ZM146 147V148H145ZM164 147V148H163ZM167 147V148H166ZM175 147H176V149H175ZM185 147H188V148H185ZM136 148V149H135ZM151 148V149H150ZM166 148V149H165ZM168 148H170V149H168ZM183 148V149H182ZM228 148V149H227ZM251 148V149H250ZM252 148H254L255 150H253ZM124 149V150H123ZM132 149V150H131ZM147 149L149 150V151H147ZM155 149V150H154ZM160 149H162V150H160ZM186 149V150H185ZM99 152H98V151ZM103 150V151H102ZM105 150V151H104ZM136 150L138 151V152H136ZM145 150H146V152H145ZM169 150V151H168ZM180 150V151H179ZM251 150H253V151H251ZM124 151H126V152H128L127 154H126V152H124ZM143 151V153H141ZM155 151V152H154ZM162 151V152H161ZM170 151H172V152H170ZM177 152V154H176V152ZM188 151H191V152H188V156H187V152ZM194 151V152H193ZM249 151H250V153H249ZM108 152H110L109 154L107 153V155H106V153ZM144 152H145V154H144ZM152 154H151V153ZM168 152V153H167ZM174 152V153H173ZM183 152V153H182ZM222 152H223V150H222ZM251 152H252V154H251ZM94 153V152H93ZM100 153L103 157H100L101 158V160H102V162H101V160H100V158H99V156L100 155H98V154ZM120 154V156H119V154ZM136 153L138 154V153H140V154H138L137 156H136ZM160 153V154H159ZM163 153V154H162ZM170 153H172V154H170ZM194 153H196L195 154V156H196V158H195V156H192ZM198 153H199V155H198ZM256 153V154H255ZM96 154H97V156H96ZM113 155V158L114 159H112V155ZM132 154H134V155H132ZM141 154H142V156H141ZM174 154H175V157H173L172 158V156H174ZM190 154H192V155H190ZM144 155V156H143ZM151 155V156H150ZM155 155V156H154ZM182 155V156H181ZM184 155H185V157H184ZM198 155V156H197ZM249 155H251L250 157H249ZM255 155H257V156H255ZM115 156H119V157H117V159H116V161H115ZM162 156V157H161ZM171 156V157H170ZM187 156V157H186ZM192 158H191V157ZM202 156V155H201ZM110 157V158H109ZM142 157H145V159L144 160H142ZM148 159H147V158ZM153 157V158H152ZM179 157H181V158H179ZM248 157V158H247ZM256 157V159H253V158H255ZM263 157V158H262ZM103 158V159H102ZM125 158V159H124ZM141 158V159H140ZM157 158V159H156ZM160 158V159H159ZM173 159V160H171V159ZM174 158H175V160H174ZM184 158V159H183ZM189 160H188V159ZM166 159V160H165ZM169 159V160H168ZM176 159H177V161H176ZM182 159V160H181ZM191 159H192V161H194V162H192L193 164H191V166L189 165L190 163H191ZM201 159V163H199L200 160ZM225 157L224 156H222V158L220 159V161L221 162H219V163H221V165H219V167H221V166H225L226 164L224 163L225 162ZM253 159V160H252ZM257 159H258V161H259V159H260V161L258 162L257 161ZM122 160V161H121ZM124 160H125V162H124ZM140 160H142V162L140 161ZM146 160H148L147 162H149L148 164H144L143 165V162L144 163H146ZM179 160V161H178ZM185 160V161H184ZM199 162H198V161ZM202 160H203V162H202ZM213 160V161H212ZM212 160L210 161V162H215V159H213V157H212ZM256 160V161H255ZM95 161V162H96ZM121 161V162H120ZM130 161V162H129ZM177 163H179L178 165H175V163L176 162ZM205 161V162H204ZM232 161V160H231ZM115 162V163H114ZM132 162V163H131ZM164 162V163H163ZM173 162V163H172ZM190 162V163H189ZM198 162V163H197ZM255 162H257L258 164L259 163H261L262 162V164H259V166L255 163ZM118 163L121 165V166H118ZM140 163H142L141 165H140V167H139V165L138 164H140ZM167 163V164H166ZM176 163V164H177ZM205 163V164H204ZM212 163H210V165L212 164ZM224 163V164H223ZM252 163H253V165H252ZM96 164V165H97ZM124 164V165H123ZM134 164V165H133ZM149 164L151 165L150 166V169H149V171H148V168H149ZM196 164H200L199 166L198 165H196ZM205 166H204V165ZM182 165V166H181ZM215 165V164H214ZM262 165H263V167H262ZM122 166H123V168H122ZM170 166V167H169ZM174 166V167H173ZM185 166H187L186 168H184ZM198 166V167H197ZM202 166V167H201ZM255 166V167H254ZM142 167V168H141ZM218 167V170H220L221 168H219ZM227 167V166H226ZM241 167L239 168V169H241ZM249 167V168H248ZM250 167H251V169H250ZM256 167H257V169H256ZM153 168H155V170L153 169ZM172 168V169H171ZM178 168V169H177ZM183 168V169H182ZM190 168V169H189ZM180 169V170H179ZM185 169V170H184ZM189 169V171L188 172H190V173H188L187 172V170ZM198 171H197V170ZM253 169V170H252ZM256 169V170H255ZM120 172H119V171ZM145 170L147 171L146 172V174H145ZM152 170H154V171H152ZM157 170V171H156ZM172 170V171H171ZM185 171V172H181V171ZM222 170H223V168L221 169V172H222ZM258 170V171H257ZM260 170H261V172H260ZM122 171V172H121ZM156 171V172H155ZM194 171V172H193ZM226 171V169H224L223 170V172H222V174L221 175H224V172ZM251 171V172H250ZM255 171H257V172H255ZM153 172V173H152ZM168 172V173H167ZM169 172L171 173L170 175H169ZM181 172V173H180ZM191 172L193 173V175L191 174ZM125 175H124V174ZM150 173H151V175H150ZM156 175H155V174ZM178 173H179V175H178ZM186 173V174H185ZM196 173H197V176H196ZM258 173H261V175H259ZM263 173H264V171H263ZM121 174H123L124 175V177H123V175H121ZM206 174V173H205ZM259 176H258V175ZM153 175V176H152ZM181 175H182V177H181ZM187 175V176H186ZM255 175H256V179L254 178L255 177ZM108 176V174L104 177V179H102V181H104L105 183L107 182V183H109V181H110V176L108 177V178H106ZM168 176V177H167ZM170 176H172V178L170 177ZM186 178H185V177ZM189 176H190V180L188 179L189 178ZM203 176V177H202ZM204 176H206V178L204 177ZM249 176H251V178L249 177ZM119 177V178H120ZM157 177V178H156ZM181 177V178H180ZM193 177H198V178H201V181L199 182V180L200 179H198V181H195L194 182V180H192L191 178H193ZM101 178H103L102 176H101ZM133 178V177H132ZM151 178H152V180H151ZM170 178V179H169ZM196 178H193V179H195V180H197ZM206 179L205 181H204V179ZM258 178H259V180H258ZM263 178V177H262ZM150 181H149V180ZM179 179V180H178ZM184 179V180H183ZM202 179H203V181H202ZM109 180V181H108ZM136 179H131V180H128V184H127V187L128 188H130L131 187V184H132V189L133 188H135L136 187V183L134 184V181H135ZM158 180V181H157ZM160 180V181H159ZM173 180V181H172ZM181 180V181H180ZM182 180L184 181V182H182ZM186 180L189 182V183H187L186 182ZM255 180V181H254ZM127 180H125L124 182L125 183H127L126 182ZM154 181V182H153ZM157 181V182H156ZM209 181V183L210 182H212V183H207ZM261 183H260V182ZM104 182H102V184L104 183ZM131 182V183H130ZM166 182V183H165ZM174 182V183H173ZM176 182H178V183H176ZM180 182H181V184H180ZM202 182V183H201ZM223 182V183H222ZM250 183V185H247V184H249ZM258 182V183H257ZM155 183H156V185H155ZM162 183V184H161ZM171 183V184H170ZM185 183V184H184ZM186 183H187V185H186ZM204 183H206V186H205V184ZM259 183H260V185H259ZM153 184V185H152ZM163 184H164V186H163ZM166 184V185H165ZM169 184V185H168ZM177 184H179V186H180V188H179V186H177L176 187V185ZM183 184V185H182ZM193 185L192 187H190V185ZM196 184V185H195ZM208 184V185H207ZM220 184V185H219ZM221 184H222V186H221ZM135 185V186H134ZM198 185V186H197ZM259 185V186H258ZM130 186V187H129ZM134 186V187H133ZM148 186V187H147ZM152 186V187H151ZM175 186V187H174ZM183 186V187H182ZM186 186H187V188L188 187H190V188H186ZM213 186V188L211 189V187ZM248 186L249 187H251V188H248ZM168 187V191L167 190H165L166 188ZM185 187V189H182V188H184ZM195 187V188H194ZM197 187H198V189H197ZM130 188V189H131ZM137 188V189H136ZM135 188V190L134 191H138V186ZM146 188H148V189H146ZM150 188H151V190H150ZM152 188H154V189H152ZM177 188L180 190H178L177 191ZM200 188H201V190H200ZM131 189V190H132ZM175 189V190H174ZM191 189H192V192H191ZM202 189H203V191H202ZM209 189H211V190H213L212 192H210V193H212L211 195H210V193H209ZM214 189H215V191H214ZM132 190V191H133ZM150 190V191H149ZM156 190H157V192H156ZM174 190V191H173ZM187 190H188V192H187ZM195 190H197L198 191V193H197V191L195 192ZM207 190V191H206ZM248 190H249V192H248ZM171 191V192H170ZM173 191V192H172ZM183 191V192H182ZM251 191V192H250ZM258 191V190H257ZM150 192H152V193H150ZM154 192H156V194L154 193ZM162 192V193H161ZM164 192H166V194H165V198L163 197V193ZM181 192V193H180ZM190 192V194H188ZM193 192H195L196 193V195H195V193H193ZM204 193L205 195H204V199L203 198H201V199H199L200 198V193ZM217 192H219L218 194H217ZM226 192V191H225ZM242 192V191H241ZM240 192V193H241ZM148 193V194H147ZM167 193H169V194H167ZM170 193L172 194L171 196H169L170 195ZM176 193V194H175ZM208 193V194H207ZM152 196H151V195ZM183 194V195H182ZM184 194H186V195H184ZM206 194H207V196H206ZM215 194H217L218 196H216ZM226 194H227V196H226ZM150 195V196H149ZM157 196V198H156V196ZM161 195V199H159V196ZM191 195H192V197H191ZM221 195V197L219 198V200H217L218 199V197ZM169 196V198H171V200H169L167 197ZM183 196V197H182ZM184 196H186V197H184ZM193 196H194V198H193ZM211 196V197H210ZM212 196H213V198H212ZM226 198H225V197ZM216 197V198H215ZM228 197V198H227ZM232 199H231V198ZM149 198V199H148ZM154 198V199H153ZM156 198V199H155ZM164 198V199H163ZM184 198V199H183ZM189 198V199H188ZM207 198H208V200H209V198H210V201H208L207 200ZM211 198H212V201H211ZM224 198H225V201H224ZM230 198V199H229ZM251 198V197H250ZM183 199V200H182ZM185 199H187V200H185ZM199 199V200H198ZM215 199V200H214ZM226 199L228 200V201H226ZM162 202H161V201ZM232 200V201H231ZM172 201V204L170 203ZM194 201H195V203H194ZM204 201H206V203H204ZM231 201V202H230ZM155 202V203H154ZM158 202V203H157ZM191 202V203H192ZM197 202H199V203H197ZM204 204H203V203ZM227 202V203H226ZM230 204H229V203ZM180 203V204H179ZM197 203V204H196ZM208 203H210V204H208ZM205 205L206 206V204H207V206L206 207H204V206H202V205ZM212 204V205H211ZM215 204V203H214ZM156 205V206H155ZM167 205V206H166ZM172 205V206H171ZM181 205V206H180ZM184 205V204H183ZM198 205H201V208H200V206L198 207ZM208 205H210L209 207H208ZM226 205V207H225V209H223V211H222V213H221V215L220 214H218V215H213L212 213H214V212H216V210H214V211H209V214H210V216L211 217H209L208 219H210V218H212V219H214V221H212L210 224H208V223H206V224H208V225H212V227H215L216 228V226L218 225V218H219V220H220V218H222V217H224L223 219H225L226 217H227V215H229V212L226 210L227 209V206ZM166 206V207H165ZM175 206V207H174ZM178 206V207H177ZM193 206H191V207H193ZM165 207V208H164ZM173 208L172 210L170 209V208ZM188 206H186L185 208H187ZM191 207H190V209H191ZM208 207V208H207ZM163 208V209H162ZM168 208V209H167ZM185 208H182V209H184L185 210ZM205 208H207V209H205ZM169 209H170V212H171V214H169L170 212H169ZM199 209H200V211H199ZM202 209H203V211H202ZM113 210V208L111 209V211ZM173 210H175V211H173ZM225 210V211H224ZM115 211V210H114ZM155 211H157V212H155ZM172 211H173V214H172ZM205 211H206V214H205ZM227 211V212H226ZM163 212V213H162ZM203 212V213H202ZM223 212H226V213H228V214H224ZM111 213H113V212H111ZM117 212H115V213H113V214H111V215H113L112 217L114 218V220L115 221H118V219H119V217L117 216V214H116ZM156 213V214H155ZM157 213H159L158 215H157ZM162 213V214H161ZM174 213L176 214V213H178L177 215H174ZM197 213V214H196ZM231 213V212H230ZM64 214V213H63ZM192 214V213H191ZM199 214V215H198ZM114 215H116L115 217H114ZM172 215H174V216H172ZM184 215H187V214H185L184 213ZM190 215V214H189ZM201 215V216H200ZM159 216V217H158ZM173 218H172V217ZM176 216V217H175ZM197 216V217H196ZM199 216H200V218H199ZM204 216H205V218H204ZM213 216H215V218L213 217ZM219 216V217H218ZM171 217V218H170ZM176 218V219H175ZM216 218H217V220H216ZM200 220L201 222H199L198 224H200V225H198V227L200 228V229H202L203 228V224L204 223H202V221L203 220ZM156 220H158V219H156ZM173 220V221H172ZM196 220V221H195ZM179 221V220H178ZM120 221H118L117 223H119ZM179 222H182V223H185L184 221H179ZM192 222V223H191ZM257 225H259L260 223H262V218H260V220L258 219L257 221ZM193 223V224H194ZM243 223V222H242ZM172 225V226H171ZM215 225V226H214ZM244 225V224H243ZM166 226V227H165ZM169 228H168V227ZM219 226V225H218ZM218 226H217V228L216 229H218ZM163 227H165L164 229H163ZM157 228V229H156ZM159 228V229H158ZM168 228V229H167ZM247 228V226L245 227V229ZM165 229H167V232L168 233H166V232H163V231H166ZM249 229V228H248ZM161 230H162V232H161ZM159 232V233H158ZM154 233V234H153ZM225 235V234H224ZM223 234H222V239L225 237V239H227L228 238V236H227V233H226V235L224 236ZM158 238V240H157V238ZM159 236V237H158ZM160 236H162V237H160ZM224 236V237H223ZM227 236V237H226ZM152 237V238H151ZM213 236H210V237H208V239H211V241H212V247H213V249H216L218 246H216L217 244H218V242H220V240H218L219 238L217 237V239L215 238V237H213ZM79 238V239H78ZM162 238V239H161ZM154 239V240H153ZM213 239V240H212ZM214 239H216V240H214ZM224 239V240H225ZM77 241H81L82 240V237L81 236H79V237H77V239H76ZM160 241V242H159ZM151 242H152V244H151ZM156 242V243H155ZM217 242V243H216ZM157 243H159L160 244V246H159V244H157ZM216 243V244H215ZM153 245V246H152ZM156 247V248H155ZM184 249H185V247H184ZM212 249V250H213ZM159 250V251H158ZM214 251V250H213ZM2 257L0 256V262L2 263L3 262V258L1 259Z\"/></svg>",
	"mask_w": 264,
	"mask_h": 264
}]
</instances>
